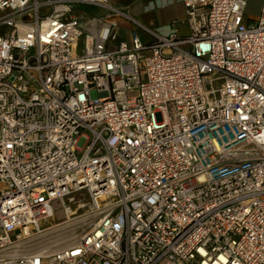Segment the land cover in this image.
<instances>
[{"label": "built area", "instance_id": "obj_1", "mask_svg": "<svg viewBox=\"0 0 264 264\" xmlns=\"http://www.w3.org/2000/svg\"><path fill=\"white\" fill-rule=\"evenodd\" d=\"M247 1L183 0L179 36L109 0H0V264H264V0L253 22ZM83 189L76 241L15 253Z\"/></svg>", "mask_w": 264, "mask_h": 264}, {"label": "rangeland", "instance_id": "obj_2", "mask_svg": "<svg viewBox=\"0 0 264 264\" xmlns=\"http://www.w3.org/2000/svg\"><path fill=\"white\" fill-rule=\"evenodd\" d=\"M82 8L89 9L87 6ZM125 23L129 24L127 21ZM5 30L4 27H0L1 34ZM126 31H129L130 34L128 35L131 39V29H126ZM185 34H188V30ZM138 37L143 44L151 40V37L145 32L138 33ZM66 209H68V212L70 211L69 218H65ZM94 218L88 210L86 190L73 192L64 198L63 204L58 202L55 205L53 215L40 222L39 230L32 229L28 236L17 242L15 253L21 255L41 251L51 252L70 245L90 227ZM11 237L14 238V235H11ZM57 237H63V239L58 243H53ZM47 245H49L48 248L45 247Z\"/></svg>", "mask_w": 264, "mask_h": 264}, {"label": "crops", "instance_id": "obj_3", "mask_svg": "<svg viewBox=\"0 0 264 264\" xmlns=\"http://www.w3.org/2000/svg\"><path fill=\"white\" fill-rule=\"evenodd\" d=\"M109 2L139 24L150 29L157 28L160 29V31H168L170 28H174L179 36H185L188 30L185 21L183 0H109ZM262 3L263 0H248L244 10V20L247 22L255 21L259 16ZM103 13L104 11L101 9L89 7L87 10L86 8H82V6H77L74 12L77 16H88L92 18H98L103 15ZM116 19L119 25L118 39L127 42L131 41L128 35L130 33L129 31L127 32L126 29L136 31L137 34L144 32L128 19ZM125 21L129 24L125 23ZM85 26L86 21L83 22V27Z\"/></svg>", "mask_w": 264, "mask_h": 264}, {"label": "bare ground", "instance_id": "obj_4", "mask_svg": "<svg viewBox=\"0 0 264 264\" xmlns=\"http://www.w3.org/2000/svg\"><path fill=\"white\" fill-rule=\"evenodd\" d=\"M66 211V214H65V218H69L70 217V214H69V212H68V209H66L65 210ZM51 215H53V213H51ZM70 221V220H69ZM39 227H40V224H39V226H38V229H39ZM63 239V237H57L56 239H55V242L53 241V243H58L59 241H61ZM70 242V241H69ZM46 248H48L49 247V245H47V246H45Z\"/></svg>", "mask_w": 264, "mask_h": 264}]
</instances>
